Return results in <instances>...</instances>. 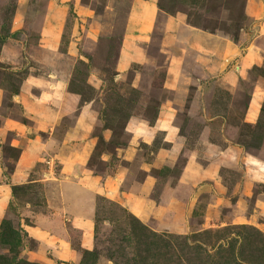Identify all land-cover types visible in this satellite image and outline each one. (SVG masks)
<instances>
[{
  "label": "rangeland",
  "instance_id": "1",
  "mask_svg": "<svg viewBox=\"0 0 264 264\" xmlns=\"http://www.w3.org/2000/svg\"><path fill=\"white\" fill-rule=\"evenodd\" d=\"M0 172V264H264V0H0Z\"/></svg>",
  "mask_w": 264,
  "mask_h": 264
},
{
  "label": "crops",
  "instance_id": "2",
  "mask_svg": "<svg viewBox=\"0 0 264 264\" xmlns=\"http://www.w3.org/2000/svg\"><path fill=\"white\" fill-rule=\"evenodd\" d=\"M249 1H251V0H248V2ZM247 2V1H246ZM148 5L149 6H151L150 5V3H148ZM63 9V8H62ZM145 12H148V18L150 19L151 18V16H152V8L151 9H144V8H142ZM131 12H133V11H131ZM139 17L141 18L142 17V20L144 19V12H139ZM18 26V24H17V22L14 20L13 21V25H12V27H11V29H15L16 27ZM46 31H48V29H45ZM51 32H48V34H50ZM2 44V43H1ZM257 87V86H256ZM255 87V88H256ZM257 89V88H256ZM256 89H254V91H252V93H251V97L249 98V105H251V104H253V102H257L258 101V99H259V97L262 95V97H263V93H262V91H256ZM262 93V94H261ZM57 94V93H56ZM55 94V96H57ZM55 96H51L52 98L51 99H53V98H55ZM258 98V99H257ZM249 108V107H248ZM248 108L246 109V112H245V118L246 119H249V121H250V119H251V116H250V114H249V112H248ZM169 112H171L170 110H168ZM171 117L172 116H168V117H166V120H165V123L166 124H168L169 125V127L167 126V127H164V125H163V123L161 124V126L160 127H162V128H164L165 129V136L162 138V140H164V141H169V143H170V149H169V152L168 153H170V154H175L176 152H177V144H178V140L177 139H175L174 141L172 140V138H173V136H172V133H173V128L172 127H175V125L174 124H172L171 123V121L169 120V119H171ZM46 118L47 119H50L51 117L49 116V115H47L46 116ZM79 122H80V120L78 119L77 120V122L75 121V123H74V125H73V127H72V129H74V128H76L77 129V127L79 126ZM81 123V122H80ZM169 138V139H168ZM166 139H168V140H166ZM64 139H62V141H63ZM76 142L75 143H73V144H76L77 142L80 144L81 143V140H75ZM27 148H23V150H26ZM161 152H163L164 150L163 149H161L160 150ZM24 152V151H23ZM25 153V152H24ZM188 161H189V159H188ZM188 161L185 163V165H184V167H186L187 165H188ZM66 166V165H65ZM192 169V168H191ZM191 169H190V171H191ZM194 175H196L195 173H194ZM193 175V176H194ZM12 176H13V174H12ZM12 176H11V178H10V180L12 179ZM262 176V173H260V177ZM79 177V179H80V181H76L78 184H80V187H79V189L81 188H83V187H86V185H88V180L86 179V177L84 178L83 176H81V175H79L78 176ZM0 178H1V172H0ZM143 179H142V181H141V183H140V189H139V191H144V192H148L149 190H151V185H152V183H153V181L156 179V176H154L153 174H147V175H144V177H142ZM182 179L183 178V176H182V174L180 173V176H179V178H178V181H179V179ZM185 180H186V178H185ZM77 186V185H76ZM74 187L73 188V193L71 194V195H73L74 193H75V191H76V189H78V187ZM72 187V186H71ZM59 189V188H58ZM59 191H61V189H59ZM59 191H57V192H59ZM144 192H142V193H144ZM62 193V191L60 192V194ZM142 195L143 194H141V197H142ZM173 197V196H172ZM144 199V201H142V202H144V206L145 205H150L151 204V202H153L152 201V198L151 197H146V198H143ZM70 201H71V198H70ZM167 201H169V199H167L166 201H165V203L167 202ZM7 203H8V182H3L2 180H0V218L2 217V215H3V212L5 211L4 209L6 208V206H7ZM164 203V204H165ZM125 205H126V202H125ZM132 205V204H131ZM163 205V204H162ZM83 208V207H82ZM25 228H27V232H29L31 235H33L34 237H40V238H43V237H46V236H44L45 234H46V232H45V230H43V231H41V230H39V229H37L35 226H31L30 227V229H29V231H28V225H26L25 226ZM33 228H36L35 230H33ZM43 235V236H42Z\"/></svg>",
  "mask_w": 264,
  "mask_h": 264
},
{
  "label": "bare ground",
  "instance_id": "3",
  "mask_svg": "<svg viewBox=\"0 0 264 264\" xmlns=\"http://www.w3.org/2000/svg\"><path fill=\"white\" fill-rule=\"evenodd\" d=\"M77 196H78V197H81L79 194H77ZM88 197H89V196H88ZM79 207H80L81 210H82V207H81L80 205L78 206V205L75 204V209H76V210H78ZM80 222H81V221H80ZM83 223H84V222H83ZM84 225H86V223H85Z\"/></svg>",
  "mask_w": 264,
  "mask_h": 264
}]
</instances>
